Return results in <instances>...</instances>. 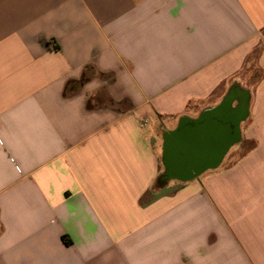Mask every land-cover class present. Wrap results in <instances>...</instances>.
Segmentation results:
<instances>
[{
  "label": "crops",
  "instance_id": "1",
  "mask_svg": "<svg viewBox=\"0 0 264 264\" xmlns=\"http://www.w3.org/2000/svg\"><path fill=\"white\" fill-rule=\"evenodd\" d=\"M233 83L237 140L159 184ZM0 264H264V0H0Z\"/></svg>",
  "mask_w": 264,
  "mask_h": 264
},
{
  "label": "water",
  "instance_id": "2",
  "mask_svg": "<svg viewBox=\"0 0 264 264\" xmlns=\"http://www.w3.org/2000/svg\"><path fill=\"white\" fill-rule=\"evenodd\" d=\"M224 100L197 119H181L163 137L164 178L186 181L202 171L216 167L227 148L238 138L242 109L227 110Z\"/></svg>",
  "mask_w": 264,
  "mask_h": 264
},
{
  "label": "flooded vegetation",
  "instance_id": "3",
  "mask_svg": "<svg viewBox=\"0 0 264 264\" xmlns=\"http://www.w3.org/2000/svg\"><path fill=\"white\" fill-rule=\"evenodd\" d=\"M242 87L238 83H233L226 92L223 94L222 98L220 99V102L218 105L224 101H228V106L227 110L229 111H234L237 109H244L243 106L247 103V96L244 91L241 90Z\"/></svg>",
  "mask_w": 264,
  "mask_h": 264
},
{
  "label": "rangeland",
  "instance_id": "4",
  "mask_svg": "<svg viewBox=\"0 0 264 264\" xmlns=\"http://www.w3.org/2000/svg\"><path fill=\"white\" fill-rule=\"evenodd\" d=\"M252 67V66H251ZM249 68L248 73L246 71H244V76L243 77H238V82L241 83L242 85H246L247 80L251 81V79H253V77L251 76V74H255L256 77H259V72H257L256 68L253 67ZM248 75V76H247ZM250 75V76H249Z\"/></svg>",
  "mask_w": 264,
  "mask_h": 264
},
{
  "label": "trees",
  "instance_id": "5",
  "mask_svg": "<svg viewBox=\"0 0 264 264\" xmlns=\"http://www.w3.org/2000/svg\"><path fill=\"white\" fill-rule=\"evenodd\" d=\"M164 180H165V178H164L163 173H162V174H160V175L158 176L157 181H158V183L160 184V183L163 182Z\"/></svg>",
  "mask_w": 264,
  "mask_h": 264
}]
</instances>
